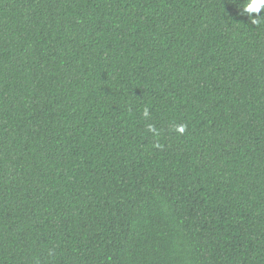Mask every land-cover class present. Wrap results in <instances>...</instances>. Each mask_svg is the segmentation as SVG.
I'll use <instances>...</instances> for the list:
<instances>
[{
	"label": "trees",
	"instance_id": "obj_1",
	"mask_svg": "<svg viewBox=\"0 0 264 264\" xmlns=\"http://www.w3.org/2000/svg\"><path fill=\"white\" fill-rule=\"evenodd\" d=\"M245 2L0 0V264H264Z\"/></svg>",
	"mask_w": 264,
	"mask_h": 264
},
{
	"label": "clouds",
	"instance_id": "obj_2",
	"mask_svg": "<svg viewBox=\"0 0 264 264\" xmlns=\"http://www.w3.org/2000/svg\"><path fill=\"white\" fill-rule=\"evenodd\" d=\"M264 10V0H246L243 7V12L248 14V17L251 19L252 23L258 25L262 22V17L260 14ZM253 14H256L253 16ZM143 116L148 117L149 111L147 108L143 111ZM186 125L180 124L176 126V131L183 133L185 131ZM148 130L153 132L154 134H158L157 130L153 125H148Z\"/></svg>",
	"mask_w": 264,
	"mask_h": 264
}]
</instances>
